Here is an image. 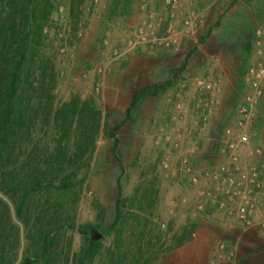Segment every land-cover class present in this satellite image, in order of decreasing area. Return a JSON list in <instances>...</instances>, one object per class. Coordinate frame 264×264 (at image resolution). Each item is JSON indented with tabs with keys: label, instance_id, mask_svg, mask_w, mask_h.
Instances as JSON below:
<instances>
[{
	"label": "rangeland",
	"instance_id": "obj_1",
	"mask_svg": "<svg viewBox=\"0 0 264 264\" xmlns=\"http://www.w3.org/2000/svg\"><path fill=\"white\" fill-rule=\"evenodd\" d=\"M51 1L52 11L43 26L47 32H42L38 53L54 65L53 106L57 107L73 98L86 101L100 112L102 127L91 137L92 143L88 145V142L87 150L77 154L80 158L76 160L83 161L88 169L83 184L76 185L68 192L64 203H55L47 193L39 190L29 196L19 209V194L9 195L0 191V264H20L23 258L33 257L40 249V229L51 232L53 238L48 246L46 264H76L84 242L79 228L84 224L90 226L87 230L90 236L91 230L101 236L95 240L98 244L94 256L85 264H129L132 259H137L139 264H180V259L174 261L168 253L183 240L174 244L173 239L184 233V239L193 237L196 226L205 232L209 230L212 236L207 264H264V240L256 238L252 232L224 231L214 226L212 217L203 216L196 221L190 218L183 204L180 208H172L175 204H169L168 179L158 167L159 160L164 156L162 145L152 144V150L147 152L145 144L133 130L137 105L127 112L132 94L141 86H164L166 80L176 76L175 69L163 67L157 71V75L143 76L129 84L128 79L118 77L110 79L107 86L101 82L103 74L98 78L100 88L95 92L93 67L97 62L91 66L90 75H87L88 68L81 63L96 53L98 61H101L100 35L94 41L98 50L88 46L75 61V46L83 36L77 39L72 34L78 19L83 20L85 26L91 16L89 10L83 7L80 0H76L72 7V0ZM123 1L126 10H123L121 23L115 20L121 16L116 15L119 11L111 0H99L97 6V12L105 10L110 17L106 14L96 17L99 26L100 18L105 16L107 22L111 21L115 26L118 22L115 31L120 38L124 34L123 23L129 26L137 23L140 15L138 6L142 1L150 8L161 10V0ZM189 37H195V32ZM59 45L65 46L63 53L58 51ZM146 99L144 96L140 101L144 103ZM225 113L226 109L220 113L221 119ZM37 117L35 132L26 135L22 141L21 147L27 150L18 153L16 166L31 150L43 158L53 154L57 133L41 113ZM91 133V130L88 131V137ZM73 138L67 145L69 149L71 144L73 148ZM142 152L143 159L138 160ZM75 174L77 179L78 170ZM115 204L120 208V223L114 230L104 233L102 229L111 224ZM221 243L224 248L218 258L212 254L216 245ZM35 264L45 263L40 259Z\"/></svg>",
	"mask_w": 264,
	"mask_h": 264
},
{
	"label": "built area",
	"instance_id": "obj_2",
	"mask_svg": "<svg viewBox=\"0 0 264 264\" xmlns=\"http://www.w3.org/2000/svg\"><path fill=\"white\" fill-rule=\"evenodd\" d=\"M80 1L89 15L94 14L99 4V0ZM186 5V0H161L158 11L142 1L137 23L123 24V37L117 34L112 45L110 28L104 26L106 16L100 18L98 42L103 60L93 67L95 92L100 88L98 78L107 71L106 62L136 51L145 54L166 51L192 34L199 15L194 10H185ZM83 24V20L75 21L72 34L77 39L83 36ZM259 35L255 31L257 44ZM57 47L60 53L65 51V46ZM256 55V60L241 72L240 89L234 91L232 104L215 126L211 121L219 109L220 80L195 74L189 77V86L179 82L167 98L173 101L176 110L172 116L173 129L159 132L153 142L180 149L176 158L165 154L158 162L166 179L185 181L191 192L190 198L181 195L172 198V203L179 200L195 221L209 216L218 229L252 232L264 240V56L260 49ZM223 248L222 243L217 244L212 255L220 258Z\"/></svg>",
	"mask_w": 264,
	"mask_h": 264
},
{
	"label": "trees",
	"instance_id": "obj_3",
	"mask_svg": "<svg viewBox=\"0 0 264 264\" xmlns=\"http://www.w3.org/2000/svg\"><path fill=\"white\" fill-rule=\"evenodd\" d=\"M75 4L76 0H72L71 7ZM51 11V0H0V191L19 194V209L39 190L47 193L55 203H64L67 193L83 184L88 169L83 161L76 160L80 158L77 154L87 150L88 142V145L92 143L91 137L102 127L100 112L86 101L73 98L53 106L54 65L38 53L43 26ZM140 95L132 96L127 112L135 107ZM40 113L57 133L53 154L43 158L31 150L16 166L18 153L27 150L21 147L22 141L35 132ZM90 130L92 133L88 137ZM71 136L74 144L69 149ZM77 170L79 177L76 179ZM120 213L115 204L111 224L102 229L104 233L118 226ZM79 229L84 242L76 264H85L94 256L98 241L90 238L89 225L84 224ZM51 235L46 229H40L39 251L33 257L23 258L20 264H35L40 259L46 264ZM185 235L174 238L173 243L181 242ZM129 264H139V261L132 259Z\"/></svg>",
	"mask_w": 264,
	"mask_h": 264
},
{
	"label": "crops",
	"instance_id": "obj_4",
	"mask_svg": "<svg viewBox=\"0 0 264 264\" xmlns=\"http://www.w3.org/2000/svg\"><path fill=\"white\" fill-rule=\"evenodd\" d=\"M111 1L114 2V7L119 11L116 15L121 16L115 18V20L120 22L122 16H124L123 10H126L124 7L125 2L123 0ZM186 1L185 10H194L199 15L197 25L194 28L195 31H193L195 37H189L193 34L192 32V34L182 37L178 45L166 51L153 54L136 51L114 62H106L107 71L101 78V82L105 86L108 85L110 79H118V77L128 79L129 84L130 82L135 83V80L143 76H155L158 74L157 71L163 67L175 69L176 76L174 79L169 78L166 80L164 86L157 84L141 86L132 94V96L141 94L136 104L137 112H135L133 118V130L137 132L138 137L145 144L147 152L150 149L152 150V144L157 145L153 140L151 143V139H154L155 135L173 129L172 116L176 110L173 109V101H168L167 98L172 96L179 82L184 81L189 86V77L194 74L220 80L221 89L217 95L219 109L211 121L215 126L221 120L220 113L232 104L234 91L240 89L241 72L246 65L256 60V50L260 49L264 56V0ZM104 14L108 16L105 10L97 12L96 9L94 14L87 20L83 38L75 46L77 53L75 61L79 58L78 54L88 46L92 50H98V45L94 41L101 34L99 28L101 24L99 26L96 17L104 16ZM118 22H116V26L111 21L104 25L110 28L111 45L114 44V38L117 36L115 30ZM257 30L260 33L258 44L255 43V31ZM101 61H98L96 53V55L86 58L81 65L88 68L87 75H90L92 74L90 68L93 63ZM131 76L134 78L131 79ZM116 88H119L118 85ZM144 96L147 99L143 103L140 100ZM262 110L264 112V94L262 97ZM166 112L168 113L166 114ZM136 122L137 126L135 125ZM161 145L164 155L169 154L171 157L176 158L180 154V149H172L169 144L161 143ZM140 155L138 160L143 159V152ZM167 184L169 186L167 196L170 200L181 195L187 198L191 197V192L185 181H181L179 178L169 179ZM169 204H175L174 207L172 206L174 209L176 206L181 205L179 200L175 203L170 201ZM205 231L203 228L196 226L193 237L183 239L180 244L171 249L168 253L169 258H173L174 261L180 259V264H207L212 249V236L209 230Z\"/></svg>",
	"mask_w": 264,
	"mask_h": 264
},
{
	"label": "water",
	"instance_id": "obj_5",
	"mask_svg": "<svg viewBox=\"0 0 264 264\" xmlns=\"http://www.w3.org/2000/svg\"><path fill=\"white\" fill-rule=\"evenodd\" d=\"M100 237H101L100 234H98L95 231L91 230V236H90V238L92 240H98Z\"/></svg>",
	"mask_w": 264,
	"mask_h": 264
}]
</instances>
